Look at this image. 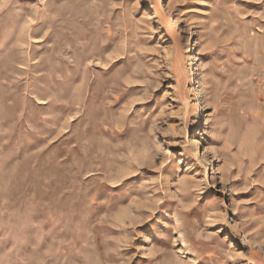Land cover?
<instances>
[{
  "label": "rangeland",
  "instance_id": "374dc122",
  "mask_svg": "<svg viewBox=\"0 0 264 264\" xmlns=\"http://www.w3.org/2000/svg\"><path fill=\"white\" fill-rule=\"evenodd\" d=\"M0 264H264V0H0Z\"/></svg>",
  "mask_w": 264,
  "mask_h": 264
},
{
  "label": "bare ground",
  "instance_id": "6f19581e",
  "mask_svg": "<svg viewBox=\"0 0 264 264\" xmlns=\"http://www.w3.org/2000/svg\"><path fill=\"white\" fill-rule=\"evenodd\" d=\"M198 84L199 87L201 88L199 91V98H201L205 96V79L202 73H200L199 75Z\"/></svg>",
  "mask_w": 264,
  "mask_h": 264
}]
</instances>
